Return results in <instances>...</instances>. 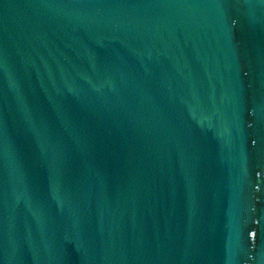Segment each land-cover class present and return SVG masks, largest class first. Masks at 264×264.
Masks as SVG:
<instances>
[{
	"label": "water",
	"instance_id": "obj_1",
	"mask_svg": "<svg viewBox=\"0 0 264 264\" xmlns=\"http://www.w3.org/2000/svg\"><path fill=\"white\" fill-rule=\"evenodd\" d=\"M0 264H264V0H0Z\"/></svg>",
	"mask_w": 264,
	"mask_h": 264
}]
</instances>
